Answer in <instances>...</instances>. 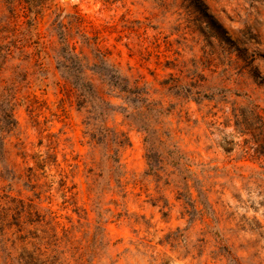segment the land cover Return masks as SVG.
<instances>
[{"label": "rangeland", "instance_id": "1", "mask_svg": "<svg viewBox=\"0 0 264 264\" xmlns=\"http://www.w3.org/2000/svg\"><path fill=\"white\" fill-rule=\"evenodd\" d=\"M65 42L101 117L61 75ZM95 48L142 102L89 69ZM33 250L264 264V0H0V264Z\"/></svg>", "mask_w": 264, "mask_h": 264}, {"label": "trees", "instance_id": "2", "mask_svg": "<svg viewBox=\"0 0 264 264\" xmlns=\"http://www.w3.org/2000/svg\"><path fill=\"white\" fill-rule=\"evenodd\" d=\"M65 39L63 40V42ZM2 50V49H1ZM96 53L94 64L89 68L92 72L102 76L107 84L116 90L124 99L130 100L131 103L142 102L144 99V93L142 87L130 82V79L121 72L120 69L109 63L104 57L103 53L98 49H93ZM58 68L61 72L62 77L70 84L75 94L94 107L92 113L96 114L97 117H101L107 110L112 106L111 103L105 101L97 94H94L92 84L85 79V69L83 62L75 51L74 47H71L68 42L63 43L58 51ZM123 98V97H121ZM90 112V111H89ZM8 119H11V113H6ZM93 129L102 128L106 135L108 127L104 123H93L89 122L88 126ZM122 135H115L113 143L116 148L123 147L128 144V139L123 138ZM115 161V159H114ZM20 264H55L54 261L45 257L43 253L36 252L33 250L29 254H25L22 257Z\"/></svg>", "mask_w": 264, "mask_h": 264}]
</instances>
